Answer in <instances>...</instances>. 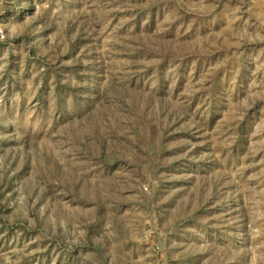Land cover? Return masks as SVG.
I'll list each match as a JSON object with an SVG mask.
<instances>
[{
	"label": "rangeland",
	"instance_id": "obj_1",
	"mask_svg": "<svg viewBox=\"0 0 264 264\" xmlns=\"http://www.w3.org/2000/svg\"><path fill=\"white\" fill-rule=\"evenodd\" d=\"M0 264H264V0H0Z\"/></svg>",
	"mask_w": 264,
	"mask_h": 264
},
{
	"label": "built area",
	"instance_id": "obj_2",
	"mask_svg": "<svg viewBox=\"0 0 264 264\" xmlns=\"http://www.w3.org/2000/svg\"><path fill=\"white\" fill-rule=\"evenodd\" d=\"M6 37V33L3 28L0 27V42H2Z\"/></svg>",
	"mask_w": 264,
	"mask_h": 264
}]
</instances>
